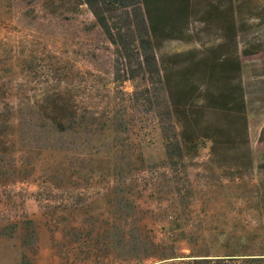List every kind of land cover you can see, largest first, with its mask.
<instances>
[{
	"label": "rangeland",
	"instance_id": "rangeland-1",
	"mask_svg": "<svg viewBox=\"0 0 264 264\" xmlns=\"http://www.w3.org/2000/svg\"><path fill=\"white\" fill-rule=\"evenodd\" d=\"M238 1L252 160L240 177L210 161L209 141L175 165L165 159L156 105L134 100L141 58L134 46L115 54L85 5L50 13L42 0H0V264H26L22 254L30 264L264 254V14L247 9L261 0ZM191 25L162 48L213 35ZM50 98L62 105L57 125ZM24 226L33 236L22 242Z\"/></svg>",
	"mask_w": 264,
	"mask_h": 264
},
{
	"label": "trees",
	"instance_id": "trees-1",
	"mask_svg": "<svg viewBox=\"0 0 264 264\" xmlns=\"http://www.w3.org/2000/svg\"><path fill=\"white\" fill-rule=\"evenodd\" d=\"M72 2L75 7L86 6L93 24L119 57H127L130 46H134L143 63L142 73L146 75L140 88L136 86L133 90L134 100L140 98L149 106L156 105L154 112L162 134L163 156L169 163L175 165L188 150L196 151L204 141H209V159L216 166L225 167L231 176L238 177L252 170L239 57L240 53H248L247 47L238 52L236 40L243 24L239 17L243 10L240 1L42 0L50 13L63 10L64 5ZM258 6L247 9L259 10L262 18L264 0ZM195 22L201 25L199 32L213 30V35L203 39L204 35L197 33L185 41L188 44L185 47L162 48L164 41H181L193 34L191 24ZM45 108L56 120L53 124H59L56 113L62 111V105L50 98ZM256 168L264 170V162ZM111 227L117 230L116 226ZM22 228L24 242V236L32 237L33 232L29 227ZM110 232L116 236L120 233ZM72 234L81 238L76 231ZM82 250L83 247L76 248V252ZM22 256L30 264L26 255ZM181 258L184 259L167 264H264V254L209 255L197 251Z\"/></svg>",
	"mask_w": 264,
	"mask_h": 264
},
{
	"label": "crops",
	"instance_id": "crops-1",
	"mask_svg": "<svg viewBox=\"0 0 264 264\" xmlns=\"http://www.w3.org/2000/svg\"><path fill=\"white\" fill-rule=\"evenodd\" d=\"M76 228H78V226H76ZM76 233H77V235H78V233H80V237L84 235V233H81V232L79 231V229L76 230ZM34 249H35L34 252L36 253V251H37V246H34ZM51 252H52V251H51Z\"/></svg>",
	"mask_w": 264,
	"mask_h": 264
}]
</instances>
